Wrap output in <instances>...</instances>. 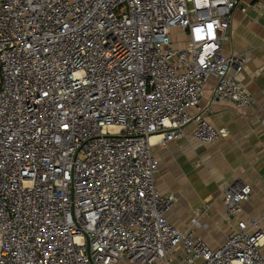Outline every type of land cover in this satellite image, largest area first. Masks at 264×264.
<instances>
[{
  "label": "built area",
  "instance_id": "1",
  "mask_svg": "<svg viewBox=\"0 0 264 264\" xmlns=\"http://www.w3.org/2000/svg\"><path fill=\"white\" fill-rule=\"evenodd\" d=\"M239 4L0 0V264H264L249 184L225 189L236 225L213 247L156 183L155 145L222 135L211 78L215 102L252 103L246 55L223 51Z\"/></svg>",
  "mask_w": 264,
  "mask_h": 264
},
{
  "label": "crops",
  "instance_id": "2",
  "mask_svg": "<svg viewBox=\"0 0 264 264\" xmlns=\"http://www.w3.org/2000/svg\"><path fill=\"white\" fill-rule=\"evenodd\" d=\"M227 35L224 53L247 57L237 76L252 94L251 105L237 108L231 102H215L216 79L211 78L201 111L221 129L222 135L204 143L195 137L191 123L186 126L185 137L172 140L167 146H154L160 159L157 186L177 199L169 219L180 228H195L213 247L220 245L236 225V220L227 216L224 203V191L231 184L252 187L245 203L246 216L264 214V0H240ZM232 72L235 73L233 69ZM193 218L206 225L195 226Z\"/></svg>",
  "mask_w": 264,
  "mask_h": 264
}]
</instances>
